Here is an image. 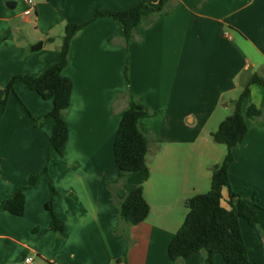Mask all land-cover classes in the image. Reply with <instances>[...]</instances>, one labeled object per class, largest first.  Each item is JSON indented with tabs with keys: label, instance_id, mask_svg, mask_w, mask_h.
<instances>
[{
	"label": "crops",
	"instance_id": "crops-1",
	"mask_svg": "<svg viewBox=\"0 0 264 264\" xmlns=\"http://www.w3.org/2000/svg\"><path fill=\"white\" fill-rule=\"evenodd\" d=\"M6 1L0 0V88L13 75L37 74L55 63L68 22L143 0H35L29 15L23 0H12L13 8ZM164 7L170 11L151 25L136 26L129 85L118 20L100 17L72 40L64 70L72 92L62 156L51 151L47 161L53 120L37 124L52 99L17 82L0 104V200L25 186L22 215L0 208V264H203V251L172 260L167 247L186 216L184 201L209 189L210 167L226 152L210 134L231 112L229 101L239 95L242 77L264 75V0H166ZM128 86L154 112L141 125L156 146L143 182L148 215L124 231L110 193L125 194L141 180L139 173H128L120 181L113 152ZM250 101L264 109L262 85L250 86ZM245 123L247 134L232 149L228 182L257 206L264 232V114L245 116ZM30 174H38L34 185H27ZM51 185L52 212L46 207ZM227 194L225 187V207ZM53 214L63 223L60 231L50 227ZM239 222L250 260L264 264L259 229L244 218ZM213 261L224 264L219 253Z\"/></svg>",
	"mask_w": 264,
	"mask_h": 264
},
{
	"label": "trees",
	"instance_id": "trees-1",
	"mask_svg": "<svg viewBox=\"0 0 264 264\" xmlns=\"http://www.w3.org/2000/svg\"><path fill=\"white\" fill-rule=\"evenodd\" d=\"M166 0H157L154 7L143 0L136 6L125 10H96L88 19L80 23L68 22L64 26V34L60 46L59 59L37 74L20 73L13 75L7 84L0 88V104H5L10 93L14 91V84L22 82L37 92L44 99H52L51 110L37 120L42 125L52 119L53 125L48 137L47 161L51 151L62 156L68 140V126L64 118L65 110L70 106L72 81L64 75L68 65L70 45L72 40L90 23L100 17H111L118 20L123 27V39L126 50V60L123 74L129 85L130 49L134 42L136 26L145 22L151 25L160 15L169 12L165 9ZM201 0H198V3ZM51 40V38H48ZM259 84L264 87V75L256 72H246L241 79L239 95L229 101L231 112L219 123L217 129L210 136L215 143L223 144L226 152L222 159L211 165L209 189L196 194L184 201L187 209L186 216L173 235L167 247V254L172 260L185 259L196 252H204L203 264H214L216 253L222 255L224 264H254L249 258L248 248L242 238L240 218L259 229L264 239V232L260 229L257 206L250 203L241 192L230 188L228 177L230 165L234 160L233 147L240 144L247 134L245 116L260 118L264 109L257 108L250 101V86ZM127 105L120 119L113 143L115 164L119 170V180L123 181L128 173H139L140 182L130 191L122 195L110 197L115 200L117 215L124 225L123 230L131 225L143 221L149 212V205L143 195V182L149 177L148 155L153 152L156 140L151 139L149 131L141 125V119L151 112L145 103L139 99L131 88L126 89ZM156 149V148H155ZM47 170V166L44 167ZM38 174H30L27 185H34ZM227 188V205H222L223 188ZM25 186H19L9 198L0 200V208L13 215H22L25 206ZM55 190L51 185V197L46 207L51 210V198ZM52 212V210H51ZM50 227L60 231L63 223L54 214ZM116 232V230H113ZM127 240V234L124 233ZM126 241V247H127Z\"/></svg>",
	"mask_w": 264,
	"mask_h": 264
},
{
	"label": "built area",
	"instance_id": "built-area-1",
	"mask_svg": "<svg viewBox=\"0 0 264 264\" xmlns=\"http://www.w3.org/2000/svg\"><path fill=\"white\" fill-rule=\"evenodd\" d=\"M23 1L25 3V9H24L23 13L25 15L31 14L34 10V7H35V0H23ZM31 259H32L31 257H27V258H25V262H29V261H31Z\"/></svg>",
	"mask_w": 264,
	"mask_h": 264
},
{
	"label": "water",
	"instance_id": "water-1",
	"mask_svg": "<svg viewBox=\"0 0 264 264\" xmlns=\"http://www.w3.org/2000/svg\"><path fill=\"white\" fill-rule=\"evenodd\" d=\"M6 5H7L9 8H13V7H14V1H12V0H8V1H6ZM40 45H41V42H39V43L36 44L35 46H32L31 49H36V48L40 47Z\"/></svg>",
	"mask_w": 264,
	"mask_h": 264
},
{
	"label": "rangeland",
	"instance_id": "rangeland-1",
	"mask_svg": "<svg viewBox=\"0 0 264 264\" xmlns=\"http://www.w3.org/2000/svg\"><path fill=\"white\" fill-rule=\"evenodd\" d=\"M31 17H32V15H31ZM217 127H218V126H217ZM217 127L215 128V130L217 129ZM215 130H214V131H215ZM212 132H213V131H212ZM222 146H225V145H222Z\"/></svg>",
	"mask_w": 264,
	"mask_h": 264
}]
</instances>
